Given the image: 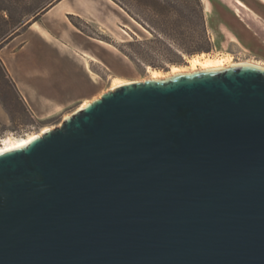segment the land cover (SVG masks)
<instances>
[{
  "label": "water",
  "instance_id": "water-1",
  "mask_svg": "<svg viewBox=\"0 0 264 264\" xmlns=\"http://www.w3.org/2000/svg\"><path fill=\"white\" fill-rule=\"evenodd\" d=\"M0 264H264V68L127 84L1 154Z\"/></svg>",
  "mask_w": 264,
  "mask_h": 264
},
{
  "label": "rangeland",
  "instance_id": "rangeland-1",
  "mask_svg": "<svg viewBox=\"0 0 264 264\" xmlns=\"http://www.w3.org/2000/svg\"><path fill=\"white\" fill-rule=\"evenodd\" d=\"M58 1L0 0V7L11 8L15 19H20L41 6L50 9L52 3L55 5ZM155 1L160 5L152 4L151 0H98V12L92 20L83 5L80 7L82 18L64 16L52 24L43 22L41 33L45 29L50 35H38L37 29L31 31L28 38L31 42L25 52H59L61 58L73 64L69 75L57 74L59 67L65 68L59 66V61H50L49 66V61L18 57L15 54L20 48L18 45L5 48L12 30L20 25L16 26L7 14L8 22H4L0 14V146L10 137L21 138L42 128L61 126L64 119L84 103L112 91L114 81L145 82L151 80L154 72L166 77L175 67L191 71V60L197 56L222 59L226 65L259 63L264 67V0H201L210 51L194 56H189L153 27L180 24L174 12L191 6V0ZM235 3L247 5L254 14L238 8ZM161 10L164 15H157ZM182 25L179 43L183 48L187 50L203 43L188 22L183 21ZM28 29L25 27L19 32ZM43 63L47 68L44 69ZM87 63L95 76L88 73ZM28 69L32 75H28ZM66 69L69 70V65ZM15 78L22 81L33 100L22 96ZM56 90H60L58 95Z\"/></svg>",
  "mask_w": 264,
  "mask_h": 264
},
{
  "label": "crops",
  "instance_id": "crops-1",
  "mask_svg": "<svg viewBox=\"0 0 264 264\" xmlns=\"http://www.w3.org/2000/svg\"><path fill=\"white\" fill-rule=\"evenodd\" d=\"M98 0H60L57 2V4H55L53 7H51L48 11H46L42 18L39 21H34L33 17H28L25 19L24 21V25L17 27L15 30H13V32L9 35L11 36L10 39L8 40L7 43V47L9 46H13V45H18L20 46L19 50L15 53L16 55H18V57H21V59L24 57L27 60H42L43 62L45 61H51V62H55V61H59L60 65L65 66L64 69L59 67V72L57 74H61L64 75L63 72H65V74L69 75L68 73L70 72V70L73 69V64L71 62H69V60L67 58H61L60 57V53L55 51V50H51L49 53H43V54H32V53H26L25 50L27 49V46L29 45V43L31 42V40H28V38L31 37V31H33L34 29H37V31H39L38 35L41 36H45L47 33L50 35L49 32L46 33V30L42 29L44 33H41V29H40V25L44 26L42 23L45 22L47 24H52L54 22H57V20L62 19V17H67V16H74V17H83L82 13H80V7H82L83 5H86V8L88 9L89 12V16L88 18L90 20L93 19V17L96 15V13L98 12ZM236 4V3H235ZM237 6V5H236ZM25 27H29L28 31L24 32V33H20V29H24ZM70 46H74V44H70ZM25 55V56H23ZM85 57L89 56L88 54H84ZM91 60L93 62H98L97 59L90 57ZM51 62L48 63L49 66H51ZM44 64V69L47 68V66H45ZM46 63V65H48ZM69 65V70L66 69V66ZM48 66V67H49ZM87 70L88 73L90 74V76H95V73L90 69L89 67V63H87ZM29 73L28 75H32L30 69L27 70ZM50 72V70H48ZM17 85L19 86V89L21 91V94L24 98L26 99H30L33 100V98L29 95V93L27 92V90L25 89L23 83L21 80H19L18 78H15ZM54 84V83H51ZM66 84V82H65ZM56 85V84H55ZM60 91V90H59ZM59 91L56 90V94L60 93ZM62 91V90H61ZM67 91V90H66ZM58 95V94H57Z\"/></svg>",
  "mask_w": 264,
  "mask_h": 264
},
{
  "label": "trees",
  "instance_id": "trees-1",
  "mask_svg": "<svg viewBox=\"0 0 264 264\" xmlns=\"http://www.w3.org/2000/svg\"><path fill=\"white\" fill-rule=\"evenodd\" d=\"M152 4H156L157 6L160 5L159 1L151 0ZM182 0H178L179 3H181ZM54 4L50 7H52ZM49 8L47 6H41L34 11L25 13L20 19H15L13 11L11 8L1 5L0 7V14L2 17V20L4 22H8L5 18V14L8 15L9 20L14 22L16 26L24 25V21L28 17H33L34 21H38V18L44 14L46 11H48ZM163 10V9H162ZM157 12V15H164V11ZM174 14L177 15L179 20L181 21L180 24H177L174 27H166L164 25H153L154 29L163 37L172 40L174 43L178 44V47L182 48L189 56L194 55H200L204 52H209L210 48L208 47V32L206 28L205 18H204V10L202 7L201 0H191V6L185 7L183 9L175 10ZM183 21L189 23V27L192 29L194 34L199 36L203 43L202 44H195L189 49L183 48L181 44L179 43V37L182 36V29L184 26L182 25ZM13 31V30H12ZM198 57V56H197Z\"/></svg>",
  "mask_w": 264,
  "mask_h": 264
},
{
  "label": "bare ground",
  "instance_id": "bare-ground-1",
  "mask_svg": "<svg viewBox=\"0 0 264 264\" xmlns=\"http://www.w3.org/2000/svg\"><path fill=\"white\" fill-rule=\"evenodd\" d=\"M237 7L248 12L251 13L252 15L254 14L253 11L244 4L241 3H236ZM226 61L222 60V59H216V58H204L201 59L200 57H195L191 60V64H192V68L191 71H184L181 70L180 68H173V71L170 75L166 76V77H162L159 73L154 72L153 73V77L151 78V80H166V79H170L173 78L175 76H179L182 74H192V73H197V72H211V71H220V70H224V69H228V68H233V67H243V66H259L264 68L261 64L259 63H240V64H234V65H226L225 64ZM134 83V82H133ZM127 84H131V83H125L123 81H114L113 87H112V91L121 88L124 85ZM96 100V99H95ZM94 101V100H93ZM89 103H84L82 106L79 107V109H77L76 112L83 110ZM74 112V113H76ZM73 113V114H74ZM71 116V115H70ZM70 116L66 117L64 120H66L67 118H69ZM64 122V121H63ZM51 128H42L39 131H33L30 134L26 135L25 137H21V138H8L2 146H0V155L7 153V152H11L14 150H18V149H22L24 147H26L29 143L33 142L34 140L42 137L44 134L50 132Z\"/></svg>",
  "mask_w": 264,
  "mask_h": 264
}]
</instances>
